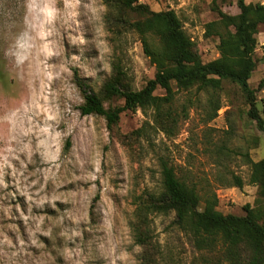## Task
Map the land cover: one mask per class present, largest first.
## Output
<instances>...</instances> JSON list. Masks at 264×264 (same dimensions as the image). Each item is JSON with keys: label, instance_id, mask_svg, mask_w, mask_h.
I'll use <instances>...</instances> for the list:
<instances>
[{"label": "rangeland", "instance_id": "rangeland-1", "mask_svg": "<svg viewBox=\"0 0 264 264\" xmlns=\"http://www.w3.org/2000/svg\"><path fill=\"white\" fill-rule=\"evenodd\" d=\"M138 2L173 11L202 63L219 58L218 11L239 13L237 0ZM120 16L107 0H0V264H141L145 252L158 264H226L219 246L197 247L173 213L147 214L142 246L137 208L145 194L160 191L163 158L200 196L215 194L222 215L243 216L257 197L249 160L264 158V135L228 81L203 92L171 84L166 132L152 109L122 113L112 130L101 117L81 116L75 76L97 92L113 65L132 90L159 72L137 34L114 26ZM25 33L26 48L18 50ZM255 38L248 84L264 120V25ZM232 175L243 180L241 189L227 186Z\"/></svg>", "mask_w": 264, "mask_h": 264}, {"label": "trees", "instance_id": "trees-1", "mask_svg": "<svg viewBox=\"0 0 264 264\" xmlns=\"http://www.w3.org/2000/svg\"><path fill=\"white\" fill-rule=\"evenodd\" d=\"M120 17L114 26L123 27L139 37L144 54L159 66L152 79L139 90H132L118 65L100 89L93 91L83 80L76 77L83 102L79 106L81 116H97L104 119L112 130L125 112L154 110L162 131H169L164 107L173 100L172 85L178 91H219L223 81L237 85L248 105L247 115L264 135V120L256 106L255 91L248 81L255 68L257 27L264 25V5L237 0L239 13L227 15L218 11L220 32L217 50L219 58L202 63L194 43L183 32L181 23L173 11L153 12L138 0H107ZM136 15L129 20L126 15ZM114 18V17H113ZM215 23L207 27L211 34ZM164 91L155 95L156 89ZM122 106H112L115 99ZM219 109L217 106L216 111ZM248 184L257 187L253 206L243 207L244 215H222L217 211L215 194L200 196L197 190L179 178L174 168L163 158L159 159L160 191L145 194L137 208V225L134 233L137 241L145 245L147 214L174 215V224L188 233L200 249L215 250L219 246L226 264H264V158L249 160ZM244 182L232 175L227 186L241 189ZM144 224L143 228L142 225ZM141 264H158L151 253H144Z\"/></svg>", "mask_w": 264, "mask_h": 264}, {"label": "clouds", "instance_id": "clouds-1", "mask_svg": "<svg viewBox=\"0 0 264 264\" xmlns=\"http://www.w3.org/2000/svg\"><path fill=\"white\" fill-rule=\"evenodd\" d=\"M26 36H27V34L25 33L23 37H21L20 39H17L15 47L18 50H23L26 48V43L24 42ZM13 54L16 56V60H17L18 64L23 63V60L26 59V56L23 54L22 51H17Z\"/></svg>", "mask_w": 264, "mask_h": 264}]
</instances>
